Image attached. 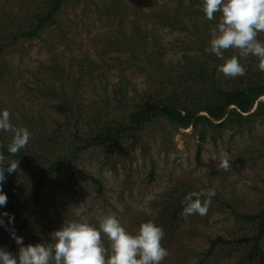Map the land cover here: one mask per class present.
<instances>
[{
	"label": "rangeland",
	"instance_id": "1",
	"mask_svg": "<svg viewBox=\"0 0 264 264\" xmlns=\"http://www.w3.org/2000/svg\"><path fill=\"white\" fill-rule=\"evenodd\" d=\"M45 2L0 0V22L13 20L19 25L26 19L31 21L33 14L43 10ZM100 3L105 4L104 10L96 13L95 5ZM111 3L116 4L113 7L115 17L105 18V11L109 9L106 4L110 6ZM180 3L185 5L187 0H75L64 3L53 25L46 26L36 39L20 40L4 55L1 65L7 74L0 86V109L12 111L16 121L22 116L43 115L41 118L49 122H64L50 109L51 80L56 81L53 87L60 86L51 71L58 68L59 72L69 70L74 74L70 82L82 79L83 110L78 114L81 133L88 132L87 124L100 129L106 120H123L137 106L148 104L150 94L156 93L147 86L145 76L136 67L122 64L130 59L132 47L127 40L138 32L147 36L146 45L153 48L152 38L155 37L158 47L163 49L164 66L176 69L182 55L178 46L188 38L172 31L170 25L160 26L157 15L160 12L171 14ZM220 19L221 16L208 28L206 35L211 34ZM107 36L120 39L123 51L101 55ZM257 39L264 42V32L258 33ZM199 42V48H205L206 44ZM230 51L239 50L230 48ZM88 67L99 69H93L89 75L83 74ZM120 76L128 84L125 102L121 98V88H113ZM38 82H42L39 89ZM29 89L40 90V94L33 95ZM95 89L105 93L96 97ZM187 96L189 99L190 95L185 94L183 102ZM261 100L264 101V97ZM263 146L264 125L260 123L253 125L249 136L246 133L232 136L231 132H226L216 143L206 140L198 145L197 134L191 128H173L165 120H156L146 125L142 133L125 139L124 154L114 159L110 166L104 165L107 154L103 150L92 148L82 152L59 181L51 182L43 191V200L36 208L33 221L20 233L23 245L51 243V234L63 224L71 220L97 224L100 214L115 215L129 233L135 234V225L142 214L143 218L157 220L172 197L211 189L221 203L212 200L204 216L185 217L183 211L179 214L176 227L166 231L161 241L169 253L162 264H257L256 256L245 244L217 247L211 255L205 257V254L209 240L216 237L239 240L254 236L252 225L236 219L230 210L248 215L264 207V160L258 164L247 160ZM224 152L231 156L228 169L219 166ZM89 176L101 182L100 194ZM60 194L62 198L58 201ZM212 207V211L209 210ZM102 240L108 247L107 237L102 236ZM0 246L4 247L1 239ZM259 246L264 251V237ZM17 252L18 246L13 255Z\"/></svg>",
	"mask_w": 264,
	"mask_h": 264
},
{
	"label": "trees",
	"instance_id": "2",
	"mask_svg": "<svg viewBox=\"0 0 264 264\" xmlns=\"http://www.w3.org/2000/svg\"><path fill=\"white\" fill-rule=\"evenodd\" d=\"M70 1L75 0H46L43 10L37 11L33 17L31 16V21L26 19L23 24H14L13 20L0 22V86L3 84L4 75L7 74L6 70H3L4 65H1L4 55L20 40L38 38L46 26L55 23L54 18L63 4ZM103 4L95 5L96 13L104 10ZM114 6L116 4L111 3L110 6L106 4V9L108 7L109 9L105 11V18L113 19L109 15L115 17ZM202 7L203 0H187L185 5L177 4L171 10V14L160 12L157 15L160 26L170 25L172 31L184 34L188 38L187 41L181 42V46H178L182 55L176 69L164 66L163 49L158 47L155 37L152 38L153 48L146 45L147 36H142L138 32L127 40L132 47L130 59L122 64L136 67L145 76L147 86L156 93L150 94L148 104L137 106L123 120L117 118L106 120L105 125L100 129L98 126L84 123L88 132L81 133L78 129L80 119L78 114L83 110L82 79L70 82L69 78H73L74 74L72 75L69 70L59 72L58 68L51 71V75L56 77L60 86L53 87L56 81L51 80L53 83L49 93L52 105L50 109L63 118L64 122H49L41 118L43 115L22 116L16 121L12 117L13 112L8 110L13 125L26 127L31 133L27 146L15 156L7 153L10 134L0 133V152L6 157L4 162L9 163L14 159L18 161L17 172L10 175L6 173L7 179L3 185V191L8 197V202L0 211L14 215V224L10 227L14 228L18 236L33 221L46 187L51 182L59 181L62 173L68 170L84 151L92 148L103 150L107 154L104 165L110 166L114 159H119L124 154L125 139L142 133L146 125L156 120H165L173 128L184 130L191 128L197 134L198 145L206 140L216 143L226 132H231L232 136L244 133L249 136L254 124L264 125V101L261 100L264 97V71L259 69L261 61L255 56L240 57L241 64L246 67L243 76L230 78L222 73L219 74L218 68L222 61L208 51L210 35L206 33L208 28L218 21L221 13H215L214 19L210 21L206 19ZM165 21L167 24H164ZM199 41L206 44L205 48H199ZM105 42L101 55L106 56L123 51L120 49L122 45L120 39L115 36H110ZM223 54L225 58H228L239 55V51L231 52L227 49ZM93 69L88 67L83 74L87 72L89 75L94 71ZM80 73L82 77L83 74L81 71ZM218 75L221 77L219 78ZM118 78L119 85H113V88H121V98L125 102L128 84L123 76ZM39 83L42 82H38V89ZM29 90L33 91V95L40 94V90ZM104 93V90L100 92L95 89L94 91L96 97H101ZM185 94L190 96L189 99L187 96L183 102ZM103 108L107 111V107ZM48 115L46 117H49ZM164 139H166L165 136ZM247 160L255 164L263 161L264 146L255 156ZM262 163L264 164V161ZM152 174L150 173V176ZM89 179L97 186L96 189L100 194L101 182L93 176H89ZM61 196L60 194L58 201L62 198ZM184 198L183 195L172 197L166 207L160 211L161 218L157 220L154 217L143 218L144 214H142L139 218L140 222L136 223L134 229L137 230L142 222L152 220L163 228L164 234L166 231L173 230L185 206ZM212 200L221 203L216 196ZM213 207L215 209L214 205ZM213 207L209 210L212 211ZM230 213L241 222L250 223L254 236L251 238L244 236L239 240L216 237L209 240L205 257L211 255L217 247L245 244L247 248L250 246L251 252L256 256L257 264H264V251L259 246L264 237V207L256 214L242 215L232 209ZM5 223L7 224L6 218ZM0 239L4 247L13 254L17 245L5 228H0Z\"/></svg>",
	"mask_w": 264,
	"mask_h": 264
},
{
	"label": "clouds",
	"instance_id": "3",
	"mask_svg": "<svg viewBox=\"0 0 264 264\" xmlns=\"http://www.w3.org/2000/svg\"><path fill=\"white\" fill-rule=\"evenodd\" d=\"M202 12L210 21L215 13H221L219 23L210 34L208 47V51L222 61L219 72L230 78L243 76L246 67L240 57L248 56L257 57L261 61L259 69L264 71V42L257 39L258 33L264 32V0H203ZM230 48L239 50V55L225 58L224 50ZM0 133L10 134L7 145L10 156L21 152L31 137L26 127L13 125L7 109H0ZM5 160L0 152V209L8 202L3 191L6 173L10 175L18 170L16 159L9 163ZM230 160L227 152L222 153L219 166L228 169ZM214 196L215 191L211 189L187 194L183 215H206ZM14 220V215L0 211V228L8 230L18 246L16 255L0 246V264H162L169 254L161 244L164 230L152 220L142 222L135 234L129 233L112 214L98 215L97 224L71 220L51 234L53 242L27 246L10 227ZM102 236L107 237L108 247Z\"/></svg>",
	"mask_w": 264,
	"mask_h": 264
}]
</instances>
